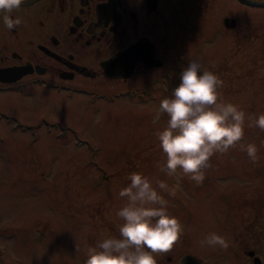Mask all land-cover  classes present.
I'll return each instance as SVG.
<instances>
[{
  "label": "rangeland",
  "instance_id": "1",
  "mask_svg": "<svg viewBox=\"0 0 264 264\" xmlns=\"http://www.w3.org/2000/svg\"><path fill=\"white\" fill-rule=\"evenodd\" d=\"M187 4L192 20L203 15L207 29H191L186 40L174 19L169 25L160 21L161 44L195 46L197 60L223 81L222 99L247 114L242 142L258 146V163L237 146L211 158L200 186L182 174L179 182L167 176L156 137L168 120L166 114L156 119L162 97L154 104H94L86 95L56 94L4 102L3 113L21 122L10 124L8 115H0V264H84L89 246L119 236L116 213L125 204L119 192L133 172L147 176L158 192L161 180L175 189L174 196L161 194L184 234L170 251L156 255L157 264H181L189 253L204 264H246L253 258L250 249L264 261V131L248 127L264 113V7L235 0ZM226 17L234 19L231 27ZM119 111L126 118H107V112ZM108 174L113 176L107 180ZM211 232L224 236L229 247L201 248L199 241Z\"/></svg>",
  "mask_w": 264,
  "mask_h": 264
},
{
  "label": "flooded vegetation",
  "instance_id": "2",
  "mask_svg": "<svg viewBox=\"0 0 264 264\" xmlns=\"http://www.w3.org/2000/svg\"><path fill=\"white\" fill-rule=\"evenodd\" d=\"M188 1L25 0L13 13L22 23L12 30L0 14V115H8L10 124L20 123L14 113H3L4 102L52 94L86 95L94 104L126 99L154 104L169 97L183 68L201 55L186 42L161 44L160 21L169 25L174 19L186 40L191 29H207L203 15L192 20ZM233 21L224 19L228 27ZM111 114L116 119L127 115L107 112V118ZM250 251L255 253L250 257H263Z\"/></svg>",
  "mask_w": 264,
  "mask_h": 264
},
{
  "label": "clouds",
  "instance_id": "3",
  "mask_svg": "<svg viewBox=\"0 0 264 264\" xmlns=\"http://www.w3.org/2000/svg\"><path fill=\"white\" fill-rule=\"evenodd\" d=\"M25 0H0L3 24L12 30L22 23L13 17ZM223 81L198 60L183 68L180 83L171 97L162 99L156 119L160 114L168 117L166 127L156 132L159 147L166 156L160 170L169 177L181 179V174L203 184L206 170L212 168L211 158L239 147L246 152L250 162L259 161V148L254 143H243L247 114L232 102L222 99ZM253 119V117H247ZM264 131V113L254 118V124ZM130 183L122 188L119 196L125 204L116 213L122 221L119 236H109L89 246L84 264H157L156 255L166 253L183 236L184 226L179 218L168 211L169 201L161 192L175 195L165 181L153 187L142 173L129 175ZM201 248L217 247L226 250L227 239L211 232L200 241ZM79 252V248H77Z\"/></svg>",
  "mask_w": 264,
  "mask_h": 264
},
{
  "label": "water",
  "instance_id": "4",
  "mask_svg": "<svg viewBox=\"0 0 264 264\" xmlns=\"http://www.w3.org/2000/svg\"><path fill=\"white\" fill-rule=\"evenodd\" d=\"M249 254L253 255L254 251H250ZM181 264H204V263H203V260L199 256L193 253H189L183 257ZM249 264H262V258L260 256H256L254 258V262L249 263Z\"/></svg>",
  "mask_w": 264,
  "mask_h": 264
}]
</instances>
